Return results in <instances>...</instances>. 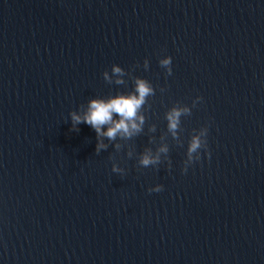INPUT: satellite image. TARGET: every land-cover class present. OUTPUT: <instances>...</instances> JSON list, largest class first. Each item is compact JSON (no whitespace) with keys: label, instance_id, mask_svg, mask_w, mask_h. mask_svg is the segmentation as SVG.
<instances>
[{"label":"water","instance_id":"water-1","mask_svg":"<svg viewBox=\"0 0 264 264\" xmlns=\"http://www.w3.org/2000/svg\"><path fill=\"white\" fill-rule=\"evenodd\" d=\"M0 264H264V0H0Z\"/></svg>","mask_w":264,"mask_h":264},{"label":"clouds","instance_id":"clouds-1","mask_svg":"<svg viewBox=\"0 0 264 264\" xmlns=\"http://www.w3.org/2000/svg\"><path fill=\"white\" fill-rule=\"evenodd\" d=\"M161 65L168 69L169 74H171V64L172 57L167 56L160 61ZM147 65V61H145ZM113 73L123 74L121 68L113 66ZM105 78L108 79L107 73H105ZM117 83H123L122 80H117ZM152 88L147 81L137 78L135 81V91L127 95H116L108 99H92L89 101L88 109L86 113L81 116L77 113H72V121L74 125L80 123L87 124L91 126L98 136H106L109 139H114L118 134H123L125 136H131L134 133L140 131L141 125L143 124V116L139 115V110L145 102V98L152 94ZM199 100H203L202 97H198ZM113 114L117 115L119 119H114ZM181 111L178 109H172L167 114V119L169 121L170 130H175L179 123V117ZM109 125L106 131H102V126ZM104 147L103 145H98V149ZM201 148V141L199 137H193L189 148L188 154L191 160V154L196 152L197 149ZM164 150V149H162ZM204 155L210 156L208 151L207 142L204 144ZM201 158L198 157V160ZM141 163L144 166H148L153 163V161L148 157H143ZM182 173H186L187 169H182ZM163 190V186H155L148 189L149 192H160Z\"/></svg>","mask_w":264,"mask_h":264}]
</instances>
